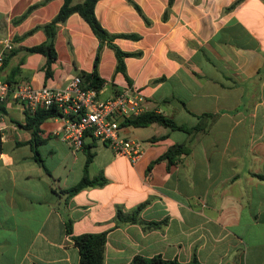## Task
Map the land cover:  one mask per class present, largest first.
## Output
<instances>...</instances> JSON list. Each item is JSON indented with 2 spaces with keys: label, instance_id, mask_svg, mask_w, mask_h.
<instances>
[{
  "label": "crops",
  "instance_id": "0c3cea01",
  "mask_svg": "<svg viewBox=\"0 0 264 264\" xmlns=\"http://www.w3.org/2000/svg\"><path fill=\"white\" fill-rule=\"evenodd\" d=\"M41 1L0 0V40L12 45L0 79L65 88L72 76L92 71L100 41L78 13L70 14L57 29V57L46 76V57L27 49L46 40L43 29H33L63 1L27 12ZM132 1L141 13L129 0L95 3L108 32L138 36L114 39L121 50L138 52L124 57L125 73L116 70L114 51L101 46L98 98L132 86L145 110L189 127L205 124V131L124 126L142 145L133 163L92 136L73 150L59 136L62 120L49 118L36 147L41 165L31 133L17 123L25 118L23 102L9 95L0 102V264H78L68 220L73 235L107 231L104 264H127L135 255L186 263L193 251L203 264H264V0L232 7L237 0H175L166 18L168 0ZM176 144L188 152L157 161ZM87 152L86 174L105 183L60 194L82 178ZM145 201L141 218L165 224L115 226L117 207Z\"/></svg>",
  "mask_w": 264,
  "mask_h": 264
},
{
  "label": "trees",
  "instance_id": "16d2710c",
  "mask_svg": "<svg viewBox=\"0 0 264 264\" xmlns=\"http://www.w3.org/2000/svg\"><path fill=\"white\" fill-rule=\"evenodd\" d=\"M49 0H42L40 3L31 6L28 10L30 11L37 5L46 3ZM62 5L57 12V14L49 21L44 24H41L35 27L33 30L41 28L46 34V40L38 45H35L27 50L30 52L41 53L46 57L45 62V74L49 76L51 74V65L56 60V51L54 47V41L57 33V29L61 24H63L68 16L72 13H78L91 27L93 33L100 41V47L98 48L94 62L93 68L91 72H81L80 76L82 78V87L83 88H92L97 92L101 89L104 80L100 77L98 73V63L100 58V48L102 45L106 44L109 46L115 53L117 58L116 70L125 73V64L124 57L137 55L138 52H125L121 50L114 42L116 37H126V38H137L138 36L135 34H113L108 32L105 28L102 27L100 22L94 13L95 3L98 0H82L77 3H73V0H62ZM134 7L141 13L140 8L135 4L132 0H129ZM175 0H168L167 7L163 13V18H166L168 15V11L172 6ZM241 0H237L235 3L231 5L234 6ZM25 15V14H24ZM23 15V16H24ZM22 16V17H23ZM0 111H4V108L0 106ZM61 110L56 105H51L48 108H37L33 112H29L26 110L25 118L22 122H17L20 126L27 129L31 133L30 144L34 149V158L43 165V160L40 157L39 153L36 150L37 145L42 141L40 138V125L46 119L54 118L61 116ZM209 117H212L211 114H205ZM157 123L165 127H169L171 129L182 130L186 133L205 131V124H197L193 127H189L185 124L177 123L170 117L165 116L164 114L157 112L155 110H146L140 114L133 115L130 117H126L121 120V125L123 126H133V127H145L150 124ZM3 150L2 144V133L0 131V152ZM188 152V147L185 144H176L171 149H169L166 153L161 155L158 160L166 159L169 162L172 161L174 157L179 155L180 153ZM92 159V153H86V161L84 167V174L80 181L74 186L60 190V194H65L70 197L75 193L79 192L81 189L87 186H95V185H103L105 183V179L103 177L89 178L86 174V168L88 163ZM262 178V176L259 175ZM148 201L142 202L138 204L133 209L125 210L123 207L119 206L116 210V225L124 227L128 224H139L143 227L144 230L158 228L166 223V219L161 221L156 220H144L141 218L140 213L141 210L145 207ZM66 232L70 235L74 245L79 250V263L78 264H104V252H105V242L107 231H102L99 233H82L79 235H73L71 229V221L68 220L66 222ZM127 264H203L201 263L195 251H193L191 259L182 263L177 259H165L161 257V255H153L151 257H146L142 255H135Z\"/></svg>",
  "mask_w": 264,
  "mask_h": 264
},
{
  "label": "built area",
  "instance_id": "2783aa9c",
  "mask_svg": "<svg viewBox=\"0 0 264 264\" xmlns=\"http://www.w3.org/2000/svg\"><path fill=\"white\" fill-rule=\"evenodd\" d=\"M0 69L12 45L0 40ZM97 91L82 87L80 75L72 76L65 88L48 86L34 87L29 83L9 84L0 79V102L9 95L23 102L25 110L48 108L56 105L62 115L59 118L63 127L60 138L73 150L81 149L83 139L92 136L107 144L116 154L124 155L136 162L142 155V145L138 140L123 133L121 120L140 114L145 110L144 97L138 88L125 86L108 99H99Z\"/></svg>",
  "mask_w": 264,
  "mask_h": 264
}]
</instances>
